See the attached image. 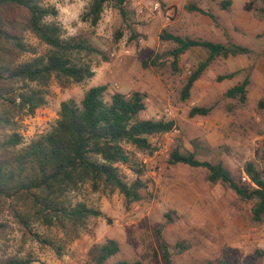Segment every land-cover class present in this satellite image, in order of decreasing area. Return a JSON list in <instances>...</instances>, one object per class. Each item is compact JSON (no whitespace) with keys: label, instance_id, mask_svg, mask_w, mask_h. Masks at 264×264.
Listing matches in <instances>:
<instances>
[{"label":"rangeland","instance_id":"obj_1","mask_svg":"<svg viewBox=\"0 0 264 264\" xmlns=\"http://www.w3.org/2000/svg\"><path fill=\"white\" fill-rule=\"evenodd\" d=\"M221 1L123 0L122 16L117 0H109L98 23L91 26L82 20L76 33L88 38L101 53L91 58L93 77L65 86L52 79L46 103L32 115L15 118L23 139L19 148L51 129L61 102L79 104L89 88L106 85V100L115 92H140L145 96V110L139 118L173 122L172 128L178 132L172 137L169 153L181 144L198 160L220 163L243 182L247 180L246 163L264 170V110L257 107L264 97V0H228L231 4L226 9L219 7ZM41 3L45 6L46 0ZM190 4L212 14L214 21L188 11ZM163 31L224 45L235 43L249 53L232 57H238L237 62L229 63L230 57L213 60L183 99L187 79L208 53L201 47L189 49L174 71L168 53L176 45L159 38ZM118 32L122 33L119 38ZM25 40L39 53L44 50L31 34L26 33ZM30 57L25 55L22 60ZM144 61L151 66H143ZM232 72H236L233 78L218 79ZM246 77L249 84L243 103L225 96L227 89ZM193 107L210 111L191 117ZM165 140L164 133L149 137L150 151L126 146L131 163L118 167L127 183L134 180V169L143 171L147 188L140 201L126 205L117 191H92L85 184L65 199L72 205L84 202L101 211V216L89 217L79 228L60 221L32 223V232L52 241L55 248L27 234L12 216L13 203L0 198V224L4 226L0 259L17 255L30 257V264H92L91 247L112 239L118 243L119 253L110 263L166 264L160 248L163 243L170 264H264V216L260 222L252 219L254 202L240 200L220 182H209L204 168L171 165L167 163L169 154L156 156L157 145Z\"/></svg>","mask_w":264,"mask_h":264},{"label":"trees","instance_id":"obj_2","mask_svg":"<svg viewBox=\"0 0 264 264\" xmlns=\"http://www.w3.org/2000/svg\"><path fill=\"white\" fill-rule=\"evenodd\" d=\"M41 1L0 0V198L13 203L10 208L12 216L27 234L55 248L52 241L32 232V223L43 220L46 225H51L60 221L79 228L89 217L101 216V211L84 202L72 205L66 201L68 193L85 184L92 191L101 188L117 191L123 196L126 205L143 199V190L147 188L142 178L143 171L138 167L134 169L135 178L127 183L118 166L131 163L126 146L138 151H150L149 137L169 132L173 122L139 118L145 110L144 94L115 92L106 100L107 87L100 85L89 88L79 104L74 100L61 102L59 117L51 129L19 148L23 139L17 132L15 118L32 115L46 103L52 79L65 86L92 78L94 71L91 58L101 54L83 35L61 38V29L44 21L49 14L55 16V11L42 5ZM108 1L92 0L82 20L95 26ZM122 2L117 0L116 7L123 16ZM230 4V1L222 0L219 7L226 9ZM186 9L205 14L213 21L215 19L212 14L194 4L187 5ZM26 33L44 46L42 53L25 40ZM121 34L118 32L117 38ZM159 38L176 45L168 53L174 71L177 70L180 56L189 49L201 47L208 53L187 79L181 94L183 99L188 98L194 82L213 60L249 53L248 48L235 43L224 45L183 38L166 31L160 33ZM25 55L31 57L22 60ZM143 66L151 65L144 61ZM235 74L232 72L218 79H230ZM248 84L249 79L246 77L227 89L225 96L238 98L243 103ZM257 107L264 110V97L258 101ZM209 111L210 108L193 107L189 115L205 116ZM181 147L179 144L171 150L168 164L206 169L209 182H220L240 200L253 201L252 219L261 221L264 216V170L246 163L243 171L247 180L243 182L220 163L198 160L194 153ZM2 227L0 224V231ZM177 246L185 249L180 243ZM160 248L165 263L170 264L169 253L163 243ZM118 253V243L106 239L91 247L89 257L92 264H141L138 261L110 263V259ZM30 262V257L17 255L0 259V264Z\"/></svg>","mask_w":264,"mask_h":264},{"label":"clouds","instance_id":"obj_3","mask_svg":"<svg viewBox=\"0 0 264 264\" xmlns=\"http://www.w3.org/2000/svg\"><path fill=\"white\" fill-rule=\"evenodd\" d=\"M89 3L90 0H46L45 6L51 7L56 15L49 14L44 21L58 26L61 29V38L74 36Z\"/></svg>","mask_w":264,"mask_h":264},{"label":"built area","instance_id":"obj_4","mask_svg":"<svg viewBox=\"0 0 264 264\" xmlns=\"http://www.w3.org/2000/svg\"><path fill=\"white\" fill-rule=\"evenodd\" d=\"M178 130L176 129H171L169 132L164 133V137L166 140L164 142H160L157 145V149L155 151L156 156L160 157H167L169 154V144L172 141V137L177 134Z\"/></svg>","mask_w":264,"mask_h":264},{"label":"crops","instance_id":"obj_5","mask_svg":"<svg viewBox=\"0 0 264 264\" xmlns=\"http://www.w3.org/2000/svg\"><path fill=\"white\" fill-rule=\"evenodd\" d=\"M237 59H238V57H237L236 59L230 57V58L227 59V60L229 61V63H231V62H237ZM238 61H241V60L239 59Z\"/></svg>","mask_w":264,"mask_h":264}]
</instances>
